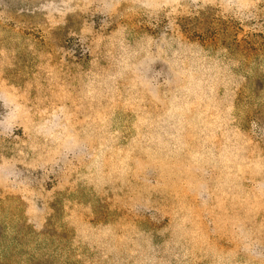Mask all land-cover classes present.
Instances as JSON below:
<instances>
[{
  "label": "rangeland",
  "instance_id": "374dc122",
  "mask_svg": "<svg viewBox=\"0 0 264 264\" xmlns=\"http://www.w3.org/2000/svg\"><path fill=\"white\" fill-rule=\"evenodd\" d=\"M0 264H264V0H0Z\"/></svg>",
  "mask_w": 264,
  "mask_h": 264
}]
</instances>
